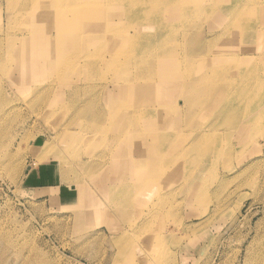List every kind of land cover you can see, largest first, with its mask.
Segmentation results:
<instances>
[{
    "label": "rangeland",
    "instance_id": "rangeland-1",
    "mask_svg": "<svg viewBox=\"0 0 264 264\" xmlns=\"http://www.w3.org/2000/svg\"><path fill=\"white\" fill-rule=\"evenodd\" d=\"M41 1L42 10L48 14L38 20L52 26V35L58 33L53 6L60 9L63 2ZM32 2L0 0V264H30V257L33 264H148L146 257L151 264H264V96L256 98L248 88L240 92L243 86L239 84L222 93L226 102L221 101L214 110L196 111L187 108L176 90L163 93L162 99L182 105L183 110L177 117L180 129L171 134L170 145H162L155 137L157 120L148 111L158 94L144 93L156 84L140 82L130 88L115 81L105 67L72 74L71 83L62 80L61 84L56 67L44 76L42 52L22 47L15 61L8 58L9 35L25 32L18 8L23 4L32 7ZM8 3L14 6L8 8ZM190 3V9L194 8V1ZM221 8L207 15L177 14L176 23L188 26L171 43L173 55L163 53V60L146 61L151 66L161 63L160 73L169 66L182 70V74L193 70L200 76L207 67L228 62L223 57L231 55V49L218 53L221 60L216 62L212 57L206 60L203 45L211 32L216 35L221 30L216 28L220 23L217 17L222 14L226 18ZM75 12L78 16L86 13L83 7ZM119 15L123 16L114 15L115 23H122ZM38 20L30 26L32 34H20L24 42L33 39ZM263 20L264 11L250 19L255 29ZM148 23L140 28L143 32L149 31ZM65 31L64 26L63 34ZM234 31V38L223 37L212 49L229 41L232 50L243 54L241 46L245 49L253 43L252 55L260 58L244 65L263 74L264 57L258 53L264 46L258 33L245 39L243 32ZM70 33L75 39L77 34ZM193 34L206 39L198 37L201 48L191 62L182 63L193 50ZM79 54L82 61L84 54ZM233 59L237 61V57ZM130 70L133 73L134 68ZM262 87L264 84L259 88L264 91ZM139 89L142 95L137 98L135 90ZM230 99L237 102L238 110L232 113L223 111ZM125 106L145 112L127 128L122 127L128 116V112L123 113ZM136 112L134 115L140 111ZM244 113L259 119L257 143H249L255 131L242 122ZM226 114L233 116L230 126L228 121L225 125ZM236 119L240 120L237 127L233 126ZM144 126L151 128L147 135ZM128 128L131 130L125 132ZM242 129L249 133L245 141L239 140ZM205 131L209 139L205 145L189 147L187 156L177 159L187 150L183 151L186 144ZM75 137L82 142L69 154L67 146ZM222 148H226L224 156L219 155ZM32 168L37 169L38 179L27 176ZM105 181L108 188L103 189L99 184ZM64 187L70 189L65 193L67 202L60 199Z\"/></svg>",
    "mask_w": 264,
    "mask_h": 264
},
{
    "label": "bare ground",
    "instance_id": "bare-ground-1",
    "mask_svg": "<svg viewBox=\"0 0 264 264\" xmlns=\"http://www.w3.org/2000/svg\"><path fill=\"white\" fill-rule=\"evenodd\" d=\"M193 1L196 5L194 8L190 9V0H84L83 2L81 0H59L57 1V5L63 2V6L60 9L58 8V6H56V9L55 6H53L56 15L55 23L58 33L52 35L51 33H49L51 32L52 26H46L44 25V23L38 20V18L41 19L44 14H48V11L44 12L42 10L41 0H33L32 7L27 4H23L18 8L19 10H21L20 16L25 22V25L23 27V30L25 32L11 33L9 35V38H12V41L10 42L7 55L10 60L15 61L14 57H18L19 50L22 47L32 48L37 52H42L45 55V61L43 63L44 76H47V74H49V71L52 67H56L57 69L55 71L58 75H60L59 77L61 78V80H59L58 82L61 81V84L62 80H70L75 74L80 75L83 72L94 71L101 67H105L107 71L113 73L115 81L117 80L119 83L129 84L128 87L130 88H132L134 84L140 85V82H142L143 84H156L155 87L146 88L144 90V93L147 95L157 93L159 96V98L157 96L155 103L150 105L148 111L151 114H154V118L155 120H157L155 124L156 126L154 127V131H156L155 137L157 138V141L161 139L160 143L162 145H166L167 143H169L168 145H170L172 139L171 134L174 133V130L176 128L178 130L180 129V118L177 117L180 115V112L183 109L182 105H175L173 103H169V101L166 102L165 99H162L161 95L163 93L172 94L173 91L176 90V93L178 95H181V97L185 99L187 108H191L192 110L196 111L200 109L204 111L214 110L221 101L226 102V100L222 98V93L227 90H231L239 84L243 86L240 92L244 91L245 88H248L250 89L249 94L253 95L254 97L257 98L264 96V91L262 89H259L264 84V73L260 74L259 70L256 67L250 69L248 67H245L244 65V63L252 64L260 58L258 56L252 55V52L254 51L253 43H251V47H249L248 43H246V46L248 47H245V49L241 46L243 54L239 53L237 50H232L233 47H230L231 45L228 43L229 41L225 45L223 44L217 50L212 49L218 43L219 39L223 37L229 38V40L231 37L234 38L236 35L234 29H238L239 32H243L245 34V39L248 34L255 35V32H257V38L260 42H262L261 45L264 46V22L262 23V25H258L259 28L256 27L255 29L250 21L252 17L261 15L263 13V0H215L218 1L217 3H211L214 0ZM11 5L12 4L8 3V8H11ZM221 5V10L226 14V18L225 15L222 14L217 17V19L220 20V23L217 22L216 28H221V30L216 35L211 32L210 38H208V42L203 45L205 47L204 51L207 57L206 60L211 59L210 57H212V60L216 62L221 58L217 56L219 55L218 53H223L228 49H231V55L227 54L223 57V59L228 62H219L216 65L212 66V68L210 66L207 67L208 69L203 71L202 77L197 74L196 71L190 70L189 73L183 72L184 74H182V70H178L169 66L164 67L162 73H160L159 71L161 69L159 68L161 67V63H158L155 66H151L146 61L147 58H162L163 60V56L160 57L163 53L169 54V56L173 55L172 53L174 52L175 48L171 45V43L175 41L178 34L181 31H185L188 26L187 24L179 25L178 23H176L175 18L177 14L187 13V16L192 17L204 12L207 15L214 10H218ZM223 5L225 6V8H223ZM82 7L85 9L86 13L84 14L83 12L81 16H78V13L75 11ZM120 13H122L123 16L119 15L117 17L122 23H115L114 17L116 16L114 15ZM9 19H12V13L9 16ZM211 19L212 17L210 18V20ZM230 19L231 21L225 24V22L229 21ZM37 20L40 22V24L35 27L33 32L34 36L31 35L33 39H31L29 42H24L21 39L22 37L20 36V34H23L24 36L30 35V26ZM122 20L128 21V25L126 26L125 21ZM260 20H258V23ZM252 21L254 22L253 19ZM61 22L65 23H63L62 25ZM147 22H150L148 23L150 26L149 31L143 32L140 28H142L143 25ZM13 23L14 19L11 20V24ZM78 23H83V25ZM110 23H114L115 27L110 28ZM64 26L66 28V31L63 34ZM120 29H123V31L120 32ZM130 30H133L134 34L130 33ZM70 32L77 34L75 39L72 38V34ZM196 32L198 31L196 30ZM201 36H195L194 34L192 35V38L195 39L193 41V50L187 53V59L185 58L184 60H181L182 63H184L185 61L191 62L190 60L192 59V55L196 54V52L201 48L198 42V37L201 39H206ZM63 50L65 51V54H63ZM256 52L257 51H255V53ZM79 53L84 54L82 57V61H79ZM259 54L264 57V50L259 51L258 55ZM233 56L237 57L236 62V59H233ZM238 62L241 63L242 67H238ZM82 66H86V68L82 69ZM131 67L134 68L133 73H131ZM193 67L194 66H192V68ZM127 68H129V70ZM245 69L247 71H250H244ZM124 73L127 74L128 78ZM70 75L72 76L70 77ZM35 76L36 74L34 75V77ZM79 79L80 78H78V80ZM65 83H71V80ZM175 85L180 88H174ZM135 95L137 98L141 97V89L135 90ZM110 97L113 98L112 94L110 95ZM232 100L233 99L227 101L228 104L226 103L227 105L224 107L223 111L226 109L227 112L232 113V111L235 112V110H238L237 102H231ZM238 104L241 105L242 101H239ZM140 109H137V107L134 106L132 110L131 108L125 106L123 113L128 112V116L123 120L122 127H130L133 125V121L136 122L138 116L142 117L145 112L144 110L141 111ZM262 110H264V108H262L261 111ZM135 111L140 112H136L137 114L134 115ZM172 115L175 118L170 120L169 117ZM244 116L245 119H243V115L241 116L242 122L244 120L245 123L253 128L255 132H253L252 134L250 133L251 137H249L246 135V133H249L246 132L245 129H242L240 131L241 137L239 138V140L245 141L249 137V143H257V139L259 138L260 133L258 131L259 119L254 118L253 115H247L246 113H244ZM229 118L232 119L233 116L231 118V114L230 116H227L226 114L225 123L228 121V123H230V126L232 123ZM239 119L234 120L235 125L233 124V126H236L239 123ZM228 123H226L225 125L228 126ZM134 127L138 128L137 123H134ZM221 127L224 126L222 125ZM143 128L144 130H142L145 132L151 129L147 126H144ZM231 128H229L228 130L230 131ZM130 130L131 129L128 128L125 132H128ZM111 131L112 129L109 132ZM147 134L148 132L146 133V135ZM206 135H208L207 132H202L201 135L197 137V139H195L193 142L189 141L183 148V151L189 147L191 150L196 149V147L200 149L201 145H205L204 142L207 140V138L205 137ZM81 142L82 139L80 137H75L74 141L67 146L69 154H73L75 150L74 148H76L75 146ZM226 146H228V143ZM230 148L231 147L229 146V149ZM190 149H187L185 152L179 155L177 159L180 160L181 158L187 156L186 154L188 151H190ZM225 149H220L219 155L221 154L222 156H224L223 154L226 152ZM243 153L244 152H242V154ZM228 156L230 158V153ZM131 159L132 157H130L129 161H131ZM156 159L160 160L159 157H156ZM116 168L119 169V167ZM139 169L141 170L142 168ZM211 172L212 171H210V173ZM213 173L216 174L217 171L213 170ZM99 185L103 189L108 188L107 181H105V184L100 183ZM73 187L74 186H72L71 188L73 189ZM113 188L115 190L117 189V187ZM67 190H69V188H67ZM111 195L112 192L108 194V196ZM30 258L29 263L33 264L30 262ZM146 259L147 263L151 264L150 259H148V257H146Z\"/></svg>",
    "mask_w": 264,
    "mask_h": 264
},
{
    "label": "crops",
    "instance_id": "crops-1",
    "mask_svg": "<svg viewBox=\"0 0 264 264\" xmlns=\"http://www.w3.org/2000/svg\"><path fill=\"white\" fill-rule=\"evenodd\" d=\"M34 146V145H33ZM40 166H43L42 164L40 165ZM46 167V166H45ZM45 167H44V169H45ZM56 167V166H55ZM55 167H54V169H55ZM32 173V174H31ZM30 175H32L33 176V178L32 179H35V178H37L38 179V172H37V169H31V171H30V173L27 175V176H30ZM60 177V176H59ZM58 181H61V177L60 178H58L57 179ZM67 187V186H66ZM66 187H64V188H61V198L60 199H62V201L63 202H67L68 201V199L66 198V195H65V193H66ZM67 191H70V189L69 190H67ZM73 195H71V197H72Z\"/></svg>",
    "mask_w": 264,
    "mask_h": 264
}]
</instances>
